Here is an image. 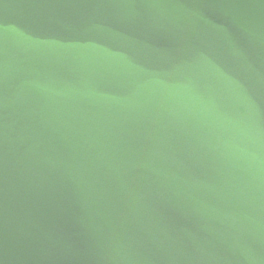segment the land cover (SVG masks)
<instances>
[{"label":"water","instance_id":"water-1","mask_svg":"<svg viewBox=\"0 0 264 264\" xmlns=\"http://www.w3.org/2000/svg\"><path fill=\"white\" fill-rule=\"evenodd\" d=\"M0 264H264V0H0Z\"/></svg>","mask_w":264,"mask_h":264}]
</instances>
